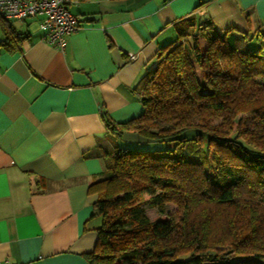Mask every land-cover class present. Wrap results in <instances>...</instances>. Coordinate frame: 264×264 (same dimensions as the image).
Returning a JSON list of instances; mask_svg holds the SVG:
<instances>
[{
	"label": "crops",
	"instance_id": "1",
	"mask_svg": "<svg viewBox=\"0 0 264 264\" xmlns=\"http://www.w3.org/2000/svg\"><path fill=\"white\" fill-rule=\"evenodd\" d=\"M79 26L60 49L36 18H0V264H89L98 216L88 184L104 172L102 147L152 144L108 129L143 107L139 93L158 49L185 18L264 38V0H70ZM264 47V40H259ZM135 59H129V53ZM122 148V147H120ZM125 149V148H124Z\"/></svg>",
	"mask_w": 264,
	"mask_h": 264
},
{
	"label": "trees",
	"instance_id": "2",
	"mask_svg": "<svg viewBox=\"0 0 264 264\" xmlns=\"http://www.w3.org/2000/svg\"><path fill=\"white\" fill-rule=\"evenodd\" d=\"M184 20L156 53L139 93L143 111L105 118L115 134L168 146L97 150L105 167L88 184L97 195L91 216L100 218L94 249L83 254L89 264H264V38L251 49L248 33ZM17 40L8 34L0 45L12 50Z\"/></svg>",
	"mask_w": 264,
	"mask_h": 264
},
{
	"label": "built area",
	"instance_id": "3",
	"mask_svg": "<svg viewBox=\"0 0 264 264\" xmlns=\"http://www.w3.org/2000/svg\"><path fill=\"white\" fill-rule=\"evenodd\" d=\"M70 0H0L3 20L36 18L43 32L42 39L63 49L67 37L79 26V18L68 8ZM129 59H135L130 52Z\"/></svg>",
	"mask_w": 264,
	"mask_h": 264
},
{
	"label": "rangeland",
	"instance_id": "4",
	"mask_svg": "<svg viewBox=\"0 0 264 264\" xmlns=\"http://www.w3.org/2000/svg\"><path fill=\"white\" fill-rule=\"evenodd\" d=\"M189 40V39H188ZM262 53H264V47H262ZM187 136H190L193 134L192 131H187L185 133ZM119 147L125 148V149H131V148H139V149H145V150H156V149H163L166 148L168 146L167 142H156V145H152V144H136V145H130L129 143H125L122 141H119ZM211 157V155H210ZM205 172L211 176L210 170L205 169ZM153 198L145 195L142 199V205L145 208L146 214L150 217H154L157 214V210L155 208V206L153 205ZM164 209L166 212H168L171 217H174L176 212H177V207L173 204V203H166L164 205Z\"/></svg>",
	"mask_w": 264,
	"mask_h": 264
}]
</instances>
